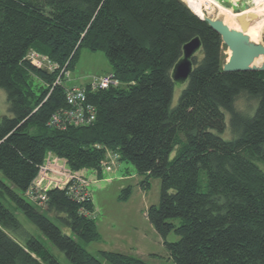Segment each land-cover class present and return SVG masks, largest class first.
I'll return each mask as SVG.
<instances>
[{"label": "trees", "instance_id": "16d2710c", "mask_svg": "<svg viewBox=\"0 0 264 264\" xmlns=\"http://www.w3.org/2000/svg\"><path fill=\"white\" fill-rule=\"evenodd\" d=\"M195 38L202 50L184 87L173 69ZM84 50L107 57L119 87L87 94L94 124L50 127L67 108L69 88L55 81L76 69ZM225 50L182 0H0V89L9 112L0 113V173L11 184L0 180V264H60L19 214L70 264H147L117 252L95 256L81 244L101 239L91 196L79 205L51 189L42 207L25 197L49 154L101 179L109 152L135 167L144 190L162 182L160 203L146 216L175 264H264V72L224 73ZM30 51L60 68L39 70ZM241 96L257 101L252 115L237 110ZM131 194L123 190L120 200ZM172 233L178 242H168Z\"/></svg>", "mask_w": 264, "mask_h": 264}, {"label": "rangeland", "instance_id": "374dc122", "mask_svg": "<svg viewBox=\"0 0 264 264\" xmlns=\"http://www.w3.org/2000/svg\"><path fill=\"white\" fill-rule=\"evenodd\" d=\"M190 1L201 2L202 5H204V12L206 15L214 20L220 17L221 9L226 8L234 13H236V11L247 12V6L251 7L250 10L256 11L264 5V0ZM182 2L189 7L187 4L189 3L188 0H182ZM262 35L264 39V29ZM262 43H264V40ZM81 54L82 57L76 69H74V71L61 70L60 77L55 81L56 84L60 79L61 84L65 83V86L70 89L80 88L82 86L86 87V84L88 85L110 72L111 65L103 53L97 52L94 54L84 50ZM229 55L230 52L227 48L223 56L224 63H227ZM182 89L183 87L181 88L180 86L176 88L172 103L173 107L176 106ZM6 100V92L0 89V113L5 116L9 115L8 103ZM256 107L257 101L246 96H241L240 99L237 100L236 108L240 113L252 115ZM227 124L230 126L229 122H227ZM231 136L229 128L224 134V137L231 138ZM50 155L54 156L49 154L47 160H49ZM53 160L56 162L55 165H57L56 168L58 173L55 174L52 172V170H55L53 166L50 167L48 163L45 164L42 168L43 174L39 179V183L44 190H50L49 186H51L52 189H56L57 182L62 183V187H65L66 183H68V177L76 176L82 178L81 180L84 182H82V184L85 186V193L92 197L97 218V229L99 230L101 239L99 242H93L89 245L81 242L88 252L92 255L99 256L102 251L104 252V250H107L108 252H118L136 259L138 258L147 264H175L168 249L165 247V241L157 234L155 228L150 224L148 216H146L147 211L152 206H157L160 203L162 182L159 179H152L150 181L151 186L144 190L142 182L145 179L136 172L135 167L129 162H122L123 170L120 172V176L126 174L132 178L122 181L118 176H111V178H113L112 182H106L107 179L110 178V175L104 172V177L100 179L95 170L85 169V173L87 174L84 173L85 177H83L81 174L84 170L78 172L72 171L69 164L57 156H54ZM124 169L128 170L129 173L128 171L124 172ZM49 172H51V174ZM111 172H109V174H111ZM0 180L11 186L10 182L3 177L2 173H0ZM128 188L132 189V196L128 201L123 202L120 198L123 190ZM18 216L23 226L28 231L32 232L34 236L40 238L48 251L57 258L60 264H70L65 254L42 237L38 229L28 221L26 217L22 214ZM60 227L66 234H71L69 230H66L61 225ZM179 240L180 238L174 233L169 235V243L178 242Z\"/></svg>", "mask_w": 264, "mask_h": 264}, {"label": "built area", "instance_id": "2783aa9c", "mask_svg": "<svg viewBox=\"0 0 264 264\" xmlns=\"http://www.w3.org/2000/svg\"><path fill=\"white\" fill-rule=\"evenodd\" d=\"M27 56V60L39 70L42 69L48 73H52L59 69V66L54 64L47 57L39 55L34 51H30ZM56 85H61L60 79L57 84L55 83V86ZM111 87H119V81H117L113 75L107 74L99 77L96 81L88 84L86 87L75 89L69 88L66 91L67 108L55 113L50 120L51 122L49 126L65 130L68 127H87L94 124L97 120V111L96 108H94V106L89 102L87 94L95 93L99 90H108ZM119 160L120 155L118 153L109 152L107 158L103 161L104 171L109 173L115 170ZM42 174L43 171L41 169L38 176L39 178L35 181L32 189L25 194V197L38 207L44 206L48 200V198H46V193L49 190H44L39 183V179ZM81 179V177L76 176L68 177V183H66V186L62 187V183L57 182L56 189L60 188L62 190H66L67 197H71L74 202L80 205L90 199V196L85 193V186H83V181ZM83 211L84 210L82 209V212Z\"/></svg>", "mask_w": 264, "mask_h": 264}, {"label": "water", "instance_id": "95a60500", "mask_svg": "<svg viewBox=\"0 0 264 264\" xmlns=\"http://www.w3.org/2000/svg\"><path fill=\"white\" fill-rule=\"evenodd\" d=\"M250 9L251 7L247 6L246 10ZM235 14L241 15L237 18V22L241 27L240 31L233 30L228 25H225L221 17L214 20L209 16L201 18L197 14L195 15L216 31L222 38L224 46L228 48L230 55L227 63L223 66L224 73L264 72V60L260 67L256 65L261 59H264V43L256 44L252 41L251 36L248 35V30L252 27L253 22L258 20L257 16L250 14L248 18L251 21L249 22L242 11H236ZM201 47L202 44L199 38L193 39L192 42L183 47V58L173 69L172 79L174 83L179 85L187 83L193 73L192 59L202 50Z\"/></svg>", "mask_w": 264, "mask_h": 264}, {"label": "bare ground", "instance_id": "6f19581e", "mask_svg": "<svg viewBox=\"0 0 264 264\" xmlns=\"http://www.w3.org/2000/svg\"><path fill=\"white\" fill-rule=\"evenodd\" d=\"M189 7L191 10L194 11L195 14L203 18V16H207L206 13L204 12V5H202L201 2L199 1H190L188 0ZM243 14L247 17V21H251L248 16L250 14H254L257 16V21L252 25V27L248 30V35L251 36L252 41L256 44H260L263 42V35L262 31L264 29V5H262L260 8H258L256 11L254 10H248L247 12H243ZM241 15L235 14L233 11L228 10V9H221L220 10V17L223 18L224 24L228 25L231 29L233 30H241L240 25L237 22V18L240 17ZM264 59H261L260 62H258L256 65L258 67L261 66L262 62ZM34 74V73H33ZM57 77V76H56ZM248 103V102H247ZM249 158V157H248Z\"/></svg>", "mask_w": 264, "mask_h": 264}, {"label": "crops", "instance_id": "0c3cea01", "mask_svg": "<svg viewBox=\"0 0 264 264\" xmlns=\"http://www.w3.org/2000/svg\"><path fill=\"white\" fill-rule=\"evenodd\" d=\"M246 9H247V8H246ZM110 72H111V70H110ZM110 72H109V73H110ZM86 85H87V84H86ZM82 87H85V86H82ZM53 157H54V156H51V155H50L49 160L46 159L47 161H45V164L48 163V165H49L50 167L53 166V169H55V170H54V171L52 170V172L56 174V173H58L57 168H56L57 165H55L56 162L53 160ZM48 161H49V162H48ZM45 164H44V165H45ZM51 169H52V168H51ZM122 170H123V163H122V162H119L118 165L116 166L115 170H113V172H111V174H109L108 172H104V173L110 175V178H108L106 182H112V179H113V178H111V176H114V177H117V176H118L122 181H123V180H129L130 178H132L131 176H127L126 174H123V176H120V172H122ZM85 171H86V170L82 171L81 176L85 177V176H84ZM125 171H128V170L124 169V172H125ZM128 173H129V171H128ZM50 174H51V172H50ZM50 174H49V175H50ZM85 174H87V173H85ZM52 175H53V174H52ZM104 175H105V174H104ZM59 176H61V175H59ZM55 177H56V176H55ZM103 177H104V176H103ZM49 187H50V190H51L52 187H51V186H49ZM104 251H107V250H104ZM102 252H103V251H102ZM117 253H118V252H117Z\"/></svg>", "mask_w": 264, "mask_h": 264}]
</instances>
